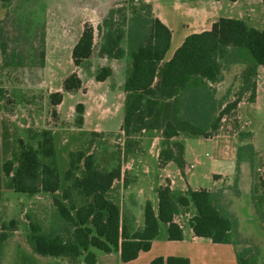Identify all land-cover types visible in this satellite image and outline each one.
<instances>
[{"label": "trees", "instance_id": "trees-1", "mask_svg": "<svg viewBox=\"0 0 264 264\" xmlns=\"http://www.w3.org/2000/svg\"><path fill=\"white\" fill-rule=\"evenodd\" d=\"M136 9H131L132 16L129 18L125 13L122 21L116 19L120 9H110L98 27L102 33L99 54L112 59L130 58L124 82L125 133L161 130L164 141L160 158L163 162L174 160L183 166V145L171 139L182 132L210 137L208 129L217 130L222 118L241 100L238 97L227 103L210 120V114L217 112L214 94L217 91L210 88V84L223 79L225 64L230 62L228 57L246 63L242 72V93L250 91V100L255 98L257 70L259 65L264 64V28L251 26L241 18L222 16L210 30L189 34L173 56L166 60L172 30L153 14L151 7L145 18L148 27L144 40L139 43L130 41L127 47L123 45L126 26L142 18L137 15ZM94 34L93 26L85 24L72 51L75 65L79 66L93 55ZM112 73L110 67H103L96 79L104 81ZM63 88L68 92L80 90L83 80L77 72H73L65 79ZM204 92L209 97L211 95L212 103L208 101V96L204 99ZM51 98L54 105L60 104L63 93H52ZM76 109L80 113L78 123L81 125L84 103H78ZM174 147H178V152ZM82 166L84 171L78 175L76 171ZM4 170L11 176L15 191L31 195L43 191L54 195V204L66 222V228H52L44 232L40 224L30 223L29 243L35 252L44 256L66 257L72 263L96 264L97 254L92 248H97L105 252L120 251L122 261L128 262L137 258L141 251L151 249L152 241L160 234L162 222L168 224L170 239L184 238V230L175 220L182 207L195 208L190 224L196 236L210 238L215 243L233 244V238L238 234V219L218 205L213 191L189 188L185 194H177L169 185L159 189L158 212L151 201L146 202L145 224L137 227L135 215L124 211L107 195L114 181L122 175L121 164L104 169L94 153L84 150L70 153V167L65 179L71 184L65 189L63 197H58L56 193L61 188V174L52 130H44L38 148L22 143L16 168L8 162ZM74 192L83 197V202L78 204L73 201L69 206L64 200L71 199ZM16 230L17 219L4 221L0 212V252ZM259 255V250L252 255L250 248H245L241 254L237 252L239 264H258ZM149 264H191V260L183 255L158 256Z\"/></svg>", "mask_w": 264, "mask_h": 264}, {"label": "rangeland", "instance_id": "rangeland-1", "mask_svg": "<svg viewBox=\"0 0 264 264\" xmlns=\"http://www.w3.org/2000/svg\"><path fill=\"white\" fill-rule=\"evenodd\" d=\"M151 1L0 0V112L3 121L1 130L13 131L14 127L16 130V134L10 138L9 146L0 147V211L4 221L15 218L18 221V230L14 231L4 244L0 264H67L68 261L66 257L41 255L35 252L29 243L32 222L40 224L44 232H49L52 228L64 229L67 225L58 214L53 194L40 193L36 196L11 188L12 180L5 173L4 166L11 162L16 168L22 143L38 148L44 130H52L61 174V188L56 195L61 198L71 184V181L65 179V174L70 167L72 151L97 150L103 147L113 153L112 159L116 160V164L127 161L131 154L145 151L147 141L138 136L139 132L127 135L120 127L125 113L122 82L126 78L130 58L127 56L118 60L101 56L99 49L102 33L98 27L104 22L111 8L120 9L116 19L122 21L125 13L128 18L132 16L131 9L135 7L137 15L142 18L126 26L127 34L123 45L127 47L130 41L139 43L147 34L148 24L145 18L149 7L157 16ZM164 12L168 13V18L178 30L184 20H189L182 14L177 16L172 9ZM85 24L94 28V53L77 66L71 52ZM227 61H232L228 64L231 76L225 81L224 87L219 86L221 91L218 93L217 84H210V88L217 91L214 93L217 112L210 114V120L218 115L227 103L238 97L241 98L240 101H248L250 97V91L242 93V72L246 64L234 63L231 56ZM103 67H110L113 73L100 82L96 75ZM73 72H77L84 83L83 88L73 91L75 94L71 95L64 90L63 79ZM59 89L63 90V94H67V98L57 110V105L52 103L51 94ZM203 95L204 99L208 96V101L212 103L211 95L209 97L206 92ZM80 102L85 105L83 118L86 116L88 120L85 132L77 131V127H82L84 123V119L81 125L78 123L80 113L76 106ZM241 110L238 104L222 118L217 130L208 129L210 137L216 136L230 142L240 136L248 137L249 133L244 130L248 125L244 123ZM8 119L11 126L6 122ZM91 125L97 129L98 139L89 131ZM197 138L190 135V139L194 141L193 145L206 152L208 149L195 142ZM238 153V165L246 161L250 168L247 196L239 202L233 198L238 196L237 177L240 173L232 179L233 184L224 183L213 192L218 198V205L238 219V234L233 238L236 252L241 254L245 248H250L253 255L259 250L258 264H264V152L255 154L251 144H244L238 147ZM105 159L107 160L108 156ZM83 171L82 166L76 173L81 175ZM211 183L210 180L205 186H210ZM229 186L231 188L226 192ZM64 201L69 206L73 201L80 204L83 197L74 192L71 199ZM232 207L236 212L232 211ZM180 211L184 214L185 211H189L191 215L193 213L189 207H182ZM166 231V225L162 224L161 233ZM223 255L221 251H216L212 259L216 260Z\"/></svg>", "mask_w": 264, "mask_h": 264}, {"label": "crops", "instance_id": "crops-1", "mask_svg": "<svg viewBox=\"0 0 264 264\" xmlns=\"http://www.w3.org/2000/svg\"><path fill=\"white\" fill-rule=\"evenodd\" d=\"M151 2L157 16L172 30L171 47L166 54V60H169L173 56L176 49L189 34L210 30L214 22L222 16L241 18L246 20L251 26L259 29L264 28V0H172L171 3H161L152 0ZM170 9L177 16L182 14L185 19L189 18L188 21L184 20L183 24L179 25V30L168 18V13L164 12ZM82 31L80 30L75 44L79 40ZM104 58L109 59L107 57ZM230 62L225 64L223 79L216 83L218 93L221 91L219 86L223 88L225 81L231 76L230 72H228V70L230 71V65H228ZM235 62H241V59H236L234 60ZM66 78L64 77L63 84ZM255 80V98L253 100L249 98L248 101L239 102V106L242 108L241 114L244 118V123L248 125L244 129L250 134L248 137L240 136L237 140L230 142L223 138H217L216 136L204 137L193 135L198 137L195 139V142L199 146L208 149L206 152H203V150H199V147L193 145L194 141L190 139V134L181 133L171 139L172 142L177 141L183 145L182 158L184 162L183 166H179L174 160L163 162L160 158L164 141L161 130L150 129L139 132L138 136L147 141L145 151L131 154L127 161L120 163L122 175L114 181L111 189L107 193L108 197L118 203L124 211H130L135 215L137 227H143L145 224V217L143 218V216L147 201H151L155 211L158 212L159 189L167 185L177 194H185L189 188L194 190L206 188L214 191L220 186H223L224 183L233 184L232 179L237 173H240L237 177L238 196L233 198L239 202L247 196V179L250 168L245 161L240 163V169H238V147L244 144H251L254 147L255 154H262L264 152V64L259 65ZM124 82L125 78L122 84ZM57 91L63 93L62 89ZM66 93L71 95L75 94V92L68 91ZM66 98L67 94H63V100L60 104H57V110L63 106ZM125 99L126 91L124 90V105ZM1 118L2 114L0 112V147L5 148L9 146L10 138L13 134H16V130L13 125V131L9 129L3 132L1 130V124L3 122ZM6 122L8 126H11L10 119ZM123 123L124 117L120 124L122 128ZM87 126L88 120L85 116L82 127H77V131L85 132L87 131L85 129ZM90 128L91 130L89 131L95 134L98 139L97 129L92 125ZM174 149L176 151L175 147ZM85 150H87V153H94L98 158L100 166L104 169H112L118 165V163L116 164V160L113 161V153L109 149L107 151L106 148L102 147L97 150ZM107 156L108 159L106 160L105 158ZM191 165L194 166L192 167ZM210 180L212 181L210 186H205ZM230 188L231 186L226 188L225 191H229ZM40 193L48 192L42 191L34 195L39 196ZM189 208L193 210L192 215L189 211H185V214L179 211L177 216L184 230V238L182 240L170 239L168 224L162 222L161 225L165 224L167 231L161 233L160 225V234L152 241L150 250L141 251L137 258L124 262L121 259L120 251L105 252L97 248H92L97 254L96 264H149L158 256L167 257L169 255L187 256L190 258L191 264H218V262L220 264H239L237 252L232 243H215L210 238L195 235L190 224L191 218L195 215V208L193 206ZM231 209L236 212L234 207ZM216 251H221L224 255L214 260L212 256ZM2 252L3 249L0 254ZM67 260V264H86L84 262L72 263L68 258Z\"/></svg>", "mask_w": 264, "mask_h": 264}, {"label": "built area", "instance_id": "built-area-1", "mask_svg": "<svg viewBox=\"0 0 264 264\" xmlns=\"http://www.w3.org/2000/svg\"><path fill=\"white\" fill-rule=\"evenodd\" d=\"M192 167L194 166V165H191ZM178 214L175 216V220L181 225V221L178 219Z\"/></svg>", "mask_w": 264, "mask_h": 264}]
</instances>
